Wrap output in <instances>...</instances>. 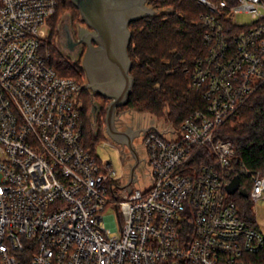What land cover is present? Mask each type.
Here are the masks:
<instances>
[{
  "label": "built area",
  "instance_id": "built-area-1",
  "mask_svg": "<svg viewBox=\"0 0 264 264\" xmlns=\"http://www.w3.org/2000/svg\"><path fill=\"white\" fill-rule=\"evenodd\" d=\"M197 2L204 52L190 78L206 105L138 136L151 177L139 186L136 169L124 185L84 146L86 84L59 75L43 44L56 0H0V264H264V232L227 190L236 171L258 202L264 172L232 165L214 137L264 84V0ZM202 146L213 162H196Z\"/></svg>",
  "mask_w": 264,
  "mask_h": 264
},
{
  "label": "trees",
  "instance_id": "trees-1",
  "mask_svg": "<svg viewBox=\"0 0 264 264\" xmlns=\"http://www.w3.org/2000/svg\"><path fill=\"white\" fill-rule=\"evenodd\" d=\"M156 14L144 16L129 23L131 31L128 53L131 58L130 73L133 76L132 91L127 102L118 108L128 107L148 111L156 116L167 115L179 127L192 111L204 108L206 101L191 83L190 71L195 59L204 52L203 27L199 18L204 8L197 0H148ZM170 8L171 11L159 12ZM68 12L71 22L78 19L79 9L72 0H56V11L49 20V31L43 44L50 49V64L61 76L79 79L85 73L79 62L71 61L56 46L59 22ZM55 42V43H54ZM93 96L108 98L84 87L81 91L84 146L95 153L96 145L104 138L97 127L93 133L90 111ZM101 112L105 107L101 104ZM216 139L230 142L234 148L232 165L245 164L264 172V84L261 85L215 132ZM196 162H213L208 146L195 152ZM239 178V187L230 193L243 219L257 227L249 194V180L230 171V180ZM244 189V193L240 191Z\"/></svg>",
  "mask_w": 264,
  "mask_h": 264
},
{
  "label": "water",
  "instance_id": "water-1",
  "mask_svg": "<svg viewBox=\"0 0 264 264\" xmlns=\"http://www.w3.org/2000/svg\"><path fill=\"white\" fill-rule=\"evenodd\" d=\"M147 1L72 0L86 26L78 28L77 41L72 39L69 33L67 35L70 52L74 50L76 42L83 41L87 44L81 63L87 79L86 88L92 94L98 93L109 99L105 113V132L116 144L126 146L134 159L129 168V179L124 185L136 179L135 169L141 161L133 139L139 136L141 131L145 132L151 128L128 126L120 129L116 125V109L127 102L134 82L130 73L131 58L128 53L131 37L129 23L157 12ZM95 110L96 104L92 106L91 111ZM154 129L157 131L155 126ZM238 187L239 178L236 175L227 184V190L232 193ZM240 191L244 193V189Z\"/></svg>",
  "mask_w": 264,
  "mask_h": 264
},
{
  "label": "rangeland",
  "instance_id": "rangeland-1",
  "mask_svg": "<svg viewBox=\"0 0 264 264\" xmlns=\"http://www.w3.org/2000/svg\"><path fill=\"white\" fill-rule=\"evenodd\" d=\"M245 18V17H243ZM78 19L81 20L80 13L78 15ZM79 21H77L78 23ZM66 24L70 27L73 25L75 26L74 22H71L70 15L68 12H64L62 14V18L59 22V29H61V25ZM46 29H48L46 27ZM59 33V32H58ZM55 43V42H54ZM56 46L63 52L64 55H66L71 61L73 62H79L81 64V58H78L77 52L68 53V51L61 46L59 43H55ZM80 78L78 80L87 82L85 73L79 75ZM89 90V89H88ZM90 91V90H89ZM92 94V93H91ZM94 95V94H92ZM91 107L96 104V110L94 112L90 111V115L92 117V129L93 133L97 132V127H101L103 130V136L104 138L99 141V143L96 145L95 153L98 155V157L102 161H111L114 169L116 170V174L120 175V181L125 182L127 181L129 177V168L130 165L133 163V158L130 156L131 153L129 150L125 151L124 146L116 144L112 139L109 138V136L105 132V114L104 112H101V104L105 107V113H106V107L109 102L104 101L102 98L94 97L92 98ZM116 125L121 128H127L128 126L133 128H139V127H146L151 126V128H170L175 127L174 124L168 119L167 115L163 116H156L153 113H150L148 111H143L139 109L134 108H117L116 109ZM154 125V126H153ZM158 126V127H157ZM139 137H136L134 140V145L136 147V150L140 156V158H144L146 155V151L144 148V145L141 143ZM136 173L139 177V184L140 185H148L151 181V177L149 174V166L144 164V161L142 160L139 165L136 167ZM253 203V202H252ZM252 210L255 216L256 223L258 225V228L261 232H264V199H260L258 202H254L252 205Z\"/></svg>",
  "mask_w": 264,
  "mask_h": 264
},
{
  "label": "flooded vegetation",
  "instance_id": "flooded-vegetation-1",
  "mask_svg": "<svg viewBox=\"0 0 264 264\" xmlns=\"http://www.w3.org/2000/svg\"><path fill=\"white\" fill-rule=\"evenodd\" d=\"M80 26H86L85 22L81 20L78 23H76L75 26L72 25L71 27L69 25L67 26L65 23L63 25H61V29H59V33H58V37H57V44L59 43L61 46H63L68 51V53H72V52L76 51L78 54L77 56H78V58H81V63H82V58H83V55L86 51L87 44L83 41L76 42L74 44V50L72 52H70V50L67 46V35H68V33L71 35L72 39L77 41V39H78L77 33H78V28ZM93 43H95V42L93 41ZM142 133L143 132H140L139 135H141ZM136 137H138V136H136ZM136 137H134L133 142H134ZM123 149H125V151L128 150V148L126 146H124ZM130 156L132 157V155H130ZM132 162H134V159Z\"/></svg>",
  "mask_w": 264,
  "mask_h": 264
},
{
  "label": "bare ground",
  "instance_id": "bare-ground-1",
  "mask_svg": "<svg viewBox=\"0 0 264 264\" xmlns=\"http://www.w3.org/2000/svg\"><path fill=\"white\" fill-rule=\"evenodd\" d=\"M83 120V119H82ZM158 127V126H157ZM162 129V128H161ZM142 132V131H141Z\"/></svg>",
  "mask_w": 264,
  "mask_h": 264
}]
</instances>
